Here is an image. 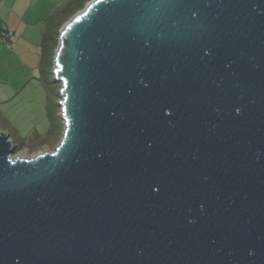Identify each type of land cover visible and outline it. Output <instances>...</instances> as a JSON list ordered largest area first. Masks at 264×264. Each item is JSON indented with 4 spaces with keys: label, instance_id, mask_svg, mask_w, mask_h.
Returning a JSON list of instances; mask_svg holds the SVG:
<instances>
[{
    "label": "water",
    "instance_id": "1",
    "mask_svg": "<svg viewBox=\"0 0 264 264\" xmlns=\"http://www.w3.org/2000/svg\"><path fill=\"white\" fill-rule=\"evenodd\" d=\"M52 74L57 148L0 133V264H264V0H90Z\"/></svg>",
    "mask_w": 264,
    "mask_h": 264
},
{
    "label": "rangeland",
    "instance_id": "2",
    "mask_svg": "<svg viewBox=\"0 0 264 264\" xmlns=\"http://www.w3.org/2000/svg\"><path fill=\"white\" fill-rule=\"evenodd\" d=\"M71 1L0 0V133L9 136L13 159L53 152L62 139L61 84L52 72L59 32L67 21L57 27L44 69L42 43L48 30L53 36L47 18Z\"/></svg>",
    "mask_w": 264,
    "mask_h": 264
},
{
    "label": "trees",
    "instance_id": "3",
    "mask_svg": "<svg viewBox=\"0 0 264 264\" xmlns=\"http://www.w3.org/2000/svg\"><path fill=\"white\" fill-rule=\"evenodd\" d=\"M90 0H72L68 4L65 5L61 10H59L56 14L50 15L46 22L49 27L53 29V36H50L51 31H47L44 35L43 43H42V60H41V68H46L47 64L50 63L52 51L56 44L57 39V27L62 25L65 21H68L73 15L83 9L85 4ZM49 32V33H48ZM48 35L50 37H48Z\"/></svg>",
    "mask_w": 264,
    "mask_h": 264
}]
</instances>
